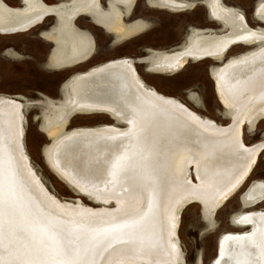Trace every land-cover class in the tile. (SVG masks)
Listing matches in <instances>:
<instances>
[{
  "label": "bare ground",
  "instance_id": "1",
  "mask_svg": "<svg viewBox=\"0 0 264 264\" xmlns=\"http://www.w3.org/2000/svg\"><path fill=\"white\" fill-rule=\"evenodd\" d=\"M23 1L25 7L13 17V32H28L55 17L50 67L83 63L92 43L86 44L71 23L79 15L103 11L99 0L52 6L43 0ZM150 3L179 12L196 2ZM202 3L223 26L219 35L191 29L171 52L94 66L65 83L61 102L45 104L42 132L51 138L44 149L48 166L100 207L49 192L26 154L25 103L0 96V264H185L178 240L183 208L201 204L211 219L242 187L264 148V143L247 147L242 130L264 118V31L250 29L242 11L223 6L221 0ZM256 14L264 21V1ZM8 17L0 10V32H9L3 30ZM116 26L121 39L116 44L137 33L138 27ZM238 44L256 48L211 70L231 118L228 126L148 88L134 66L141 62L154 73L174 74L190 61L221 62ZM92 113L106 114L118 126L65 130L72 116ZM242 199L245 206L262 202L264 182L251 184ZM232 222L250 231L222 236L213 264H264V213H241Z\"/></svg>",
  "mask_w": 264,
  "mask_h": 264
},
{
  "label": "rangeland",
  "instance_id": "2",
  "mask_svg": "<svg viewBox=\"0 0 264 264\" xmlns=\"http://www.w3.org/2000/svg\"><path fill=\"white\" fill-rule=\"evenodd\" d=\"M43 1L46 4H57L60 0ZM136 1L138 2L137 7H133L135 2L130 9V14L127 15L128 19H130L133 11L134 16L136 15L133 18V20L135 19L134 23L143 20L150 23V28L148 26L149 29H146L147 32L142 34H138V32V35L135 34L136 37H131L121 46H117L115 39L118 40L119 37L113 41L105 27L97 24L89 15H82L81 17H88L95 24V26L88 24L86 18L77 22L78 27L85 31L90 40L93 41L92 52L87 55L83 63L70 68L53 69L49 65L51 60L49 55L52 49L54 50L53 39L57 29L55 27L52 32H46L55 25V20L52 17L47 18L42 25L28 32L16 35L0 34V96H11L25 103L27 107L25 110L26 122L24 123L26 154L49 192L61 200H79L90 207H100L93 205L88 198L77 194L48 166L44 157V149L51 144V138L47 133L42 132L45 105L40 103L41 100L46 97L48 102H61V87L63 93V87L69 79L78 73L87 72L94 66L123 58L136 61L145 58L148 52L164 53L178 49L184 43L191 28L199 29V31L211 30L217 35L222 31L218 30L221 28L220 23L209 17L208 9L203 4L196 7L200 3L198 0L193 9L178 13L153 8L155 7L153 4H150L153 6L150 7L143 0ZM260 1L264 0H221V3L230 9L242 11L245 22L250 29L264 31V24H262L264 21L260 20V16L256 14ZM4 2L11 8L21 7L20 0H4ZM44 34L47 35L44 36ZM255 48V44L234 45L223 55L224 59L220 63L212 58L190 61L175 74L154 73L147 68V64L141 62L135 63L134 66L140 80L148 88H152L165 98L179 100L203 118L221 126H228L231 124V118L218 97L211 70L222 66L223 62ZM214 62H218V64ZM71 118V120L69 119L70 122L68 121L69 125L66 131L100 125L118 126V124H113L110 116L102 113L76 114ZM242 130L243 141L247 147L264 143V118L263 120L260 119L255 126L248 124ZM160 180L161 178L158 181L159 184ZM256 181L264 182V149L260 151L256 163L242 187L229 200H226L224 206L219 208L211 217L214 228L208 227V218L201 204L192 203L183 208L180 216L178 240L185 264H197L198 260H200V264H213L217 259L218 243L222 234L231 232H242L243 234L250 231V228L245 231L246 227H232L235 225L232 223L231 217L236 215L238 211H261L264 213V201L253 208L246 206L247 209L245 210L241 206V196ZM151 189H153L152 186Z\"/></svg>",
  "mask_w": 264,
  "mask_h": 264
},
{
  "label": "flooded vegetation",
  "instance_id": "3",
  "mask_svg": "<svg viewBox=\"0 0 264 264\" xmlns=\"http://www.w3.org/2000/svg\"><path fill=\"white\" fill-rule=\"evenodd\" d=\"M76 1H80V0H76ZM144 2H146V3H148V5L150 6V7H153V6H151L150 4V2L152 1V2H155L156 0H143ZM192 2H196V3H198V2H200L199 4H203L202 3V0H198V2H197V0H191ZM59 2H62V3H65V2H67V0H60ZM58 2V3H59ZM81 2H82V0H81ZM135 2H136V4H135ZM99 3H100V6H101V8H102V10L103 11H98V12H90V14H88L89 16H90V18H92V19H94V21L97 23V24H99V25H101V26H103V27H105L106 28V30H107V33H109L111 36H112V38H113V41H114V39L117 37V35L115 34V29L117 30V26L116 25H120V26H130V27H132V28H135V27H138L137 29H136V32L138 33V34H142L143 32H147V30L150 28V26H149V24L150 23H148L147 21H139V22H137V23H134L135 22V19L133 20V18H135L136 17V15L134 16V13H133V11H132V14L130 15L131 17H130V19H128V16L127 15H129L130 14V9H131V7L135 4V6H133L134 8L135 7H137V4H138V2L136 1V0H133V2L132 3H129L128 4V2H121V3H116L114 0H99ZM123 3V4H122ZM196 3H195V5H196ZM128 4V5H127ZM131 4V5H130ZM47 5H55V4H48L47 3ZM130 5V6H129ZM195 5H193V7L195 6ZM204 5V4H203ZM100 6H98V7H100ZM193 7H190L189 9H186V10H183V11H179V12H185V11H187V10H191V9H193ZM153 8H159V9H165V10H168V11H174L175 12V10H172V9H168V8H165V7H162V6H155V7H153ZM132 10H134L133 8H132ZM176 13H178V12H176ZM88 15H86V16H88ZM82 15H79V16H77L76 18H75V20L73 21V23H71L73 26H74V28H75V30H76V32L78 33V35H79V37L81 38V39H84V41H86V44H87V40H89L91 43H92V46H93V41H91L90 40V37H89V35L87 34V33H85V31H83V30H81V28H79L78 27V23L77 22H81V20H82V18H84V17H81ZM81 17V18H80ZM49 18V17H48ZM52 18H54V20H55V25L50 29V30H48V31H46L47 33H50V32H52V30H54L55 29V27H57V23H56V20H58V19H56L55 17H52ZM80 18V19H79ZM86 19H88L87 20V23L88 24H92V25H94L95 26V24L93 23V21L91 20V19H89L88 17H85ZM84 18V19H85ZM47 19H45V21H46ZM126 20H128L126 23L128 24H126L125 23V21ZM44 21V22H45ZM43 22V23H44ZM122 22V23H121ZM42 23V24H43ZM118 23V24H117ZM130 23H134V24H130ZM41 24V25H42ZM122 24V25H121ZM124 24V25H123ZM40 26V25H39ZM101 26H99V27H101ZM119 26V27H120ZM148 26H149V28H148ZM102 28V27H101ZM143 28V29H142ZM148 28V29H147ZM147 29V30H146ZM191 29H194V28H191ZM191 29L189 30V33H190V31H191ZM109 30V31H108ZM203 31H207V30H203ZM136 33V34H137ZM137 34V35H138ZM188 34V33H187ZM45 35H47V34H44V36ZM55 35H56V32H55ZM57 36V35H56ZM116 36V37H115ZM65 38H66V36H64ZM131 37H136V35L134 34V35H132V36H130V37H125L126 39H124L121 43H119V44H117V46H121L122 45V43H124V42H126V41H128V40H130L131 39ZM186 37V36H185ZM55 38V37H54ZM44 39V38H43ZM64 39V38H63ZM185 39V38H184ZM45 40V39H44ZM116 40V39H115ZM118 40H121L120 38H118ZM47 41V40H46ZM114 43V42H113ZM53 46H54V43H53ZM91 46V47H92ZM85 50H87V45H85ZM90 51V52H89ZM88 52L91 54V52H92V48H91V50H89ZM154 51H152V52H148V55L150 54V53H153ZM167 52H171V51H167ZM147 55V56H148ZM92 56H93V53H92ZM91 57V56H90ZM129 59V58H128ZM137 64V63H136ZM74 65H77V64H74ZM74 65H69V66H67L68 68H70L71 66H74ZM185 67V66H184ZM63 68H66L65 66H63ZM179 71H181V70H179ZM179 71H176V72H179ZM175 72V73H176ZM174 73V74H175ZM6 97H9V96H6ZM10 98H12L11 96H10ZM45 99H43V100H41V102L40 103H43L44 105L45 104H48L49 102H48V100L46 99V97H44ZM95 127V126H94ZM256 182H259V181H256ZM260 182H262V181H260ZM255 183V182H254ZM246 192V191H245ZM245 192L243 193V195L241 196V197H243L244 196V194H245ZM262 201H264V199L262 200ZM242 202H243V199H242ZM262 202H259V203H257L258 205L259 204H261ZM257 204H255V205H252V206H249L248 208H250V207H255ZM224 206V204L221 206V207H223ZM243 206L244 207H246L245 205H244V202H243ZM220 207V208H221ZM252 212H257V211H251V212H244V211H238L237 212V214L236 215H238V214H241V213H252ZM215 214V213H214ZM236 215H233L232 217H231V221H233V218L236 216ZM214 216V215H213ZM212 216V217H213ZM212 222V218L211 219H207V223L208 224H212L211 223ZM233 223V222H232ZM236 228H239V227H237V226H235ZM241 228V227H240ZM226 234H230V233H224V234H222L221 235V237L222 236H224V235H226ZM231 234H237V235H239V234H242V233H232L231 232ZM244 234V233H243ZM219 244H220V239H219V243H218V246H219ZM217 257H218V255H217ZM216 257V258H217ZM197 264H200V260H198V262H197Z\"/></svg>",
  "mask_w": 264,
  "mask_h": 264
},
{
  "label": "water",
  "instance_id": "4",
  "mask_svg": "<svg viewBox=\"0 0 264 264\" xmlns=\"http://www.w3.org/2000/svg\"><path fill=\"white\" fill-rule=\"evenodd\" d=\"M20 6L21 7H17V8H9V7H4L2 4H1V2H0V10L2 11V13H5L6 15H8L9 17H8V23L5 25V27H3V28H5V29H3L4 31H9V32H0V34H8V35H13V34H16V33H18V32H13V17L14 16H16V10H18V11H21L24 7H25V3H24V1L23 0H20ZM198 6H202L201 4H197V6L196 7H198ZM219 24V23H218ZM263 24V23H262ZM220 26H221V28L220 29H218V30H224L223 29V26L221 25V24H219ZM1 26V25H0ZM0 28H2V27H0ZM30 29V28H29ZM213 30V29H212ZM27 31V30H26ZM214 31H217V30H214ZM214 63H216V64H218V62H214ZM220 63V62H219ZM61 96L63 97V93H62V87H61ZM72 119V118H71ZM70 119V120H71ZM111 119V121L113 122V124H117V122L113 119V118H110ZM70 120H69V122H70ZM69 122H68V124L66 125V127H65V130L67 129L68 130V125H69ZM119 125H121V124H119ZM48 140H50L49 138H48ZM264 148H262V150H263ZM92 203V202H91ZM93 205H101V204H98V203H92ZM113 204V203H112ZM241 206H242V208H243V210H245V209H247V208H245V207H243V204H242V201H241ZM250 225V224H249ZM232 227H235V226H233L232 225ZM248 228H249V226H247L246 228H245V230H248ZM218 252H217V254H219V250H217ZM212 264V263H211Z\"/></svg>",
  "mask_w": 264,
  "mask_h": 264
},
{
  "label": "crops",
  "instance_id": "5",
  "mask_svg": "<svg viewBox=\"0 0 264 264\" xmlns=\"http://www.w3.org/2000/svg\"><path fill=\"white\" fill-rule=\"evenodd\" d=\"M145 21V20H144Z\"/></svg>",
  "mask_w": 264,
  "mask_h": 264
}]
</instances>
